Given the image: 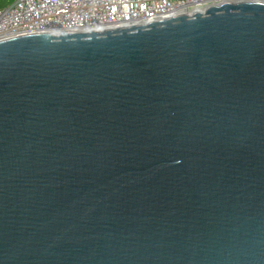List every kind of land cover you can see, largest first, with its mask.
Listing matches in <instances>:
<instances>
[{"label": "water", "instance_id": "obj_1", "mask_svg": "<svg viewBox=\"0 0 264 264\" xmlns=\"http://www.w3.org/2000/svg\"><path fill=\"white\" fill-rule=\"evenodd\" d=\"M0 264H264V0L0 41Z\"/></svg>", "mask_w": 264, "mask_h": 264}, {"label": "built area", "instance_id": "obj_2", "mask_svg": "<svg viewBox=\"0 0 264 264\" xmlns=\"http://www.w3.org/2000/svg\"><path fill=\"white\" fill-rule=\"evenodd\" d=\"M240 0H15L0 9V41L34 34L104 31L190 15Z\"/></svg>", "mask_w": 264, "mask_h": 264}, {"label": "trees", "instance_id": "obj_3", "mask_svg": "<svg viewBox=\"0 0 264 264\" xmlns=\"http://www.w3.org/2000/svg\"><path fill=\"white\" fill-rule=\"evenodd\" d=\"M15 0H0V9L8 7L11 5Z\"/></svg>", "mask_w": 264, "mask_h": 264}]
</instances>
